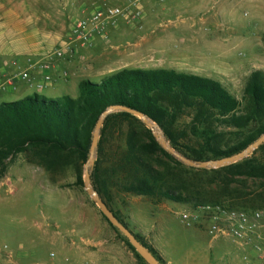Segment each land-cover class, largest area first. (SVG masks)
<instances>
[{
	"label": "rangeland",
	"instance_id": "rangeland-1",
	"mask_svg": "<svg viewBox=\"0 0 264 264\" xmlns=\"http://www.w3.org/2000/svg\"><path fill=\"white\" fill-rule=\"evenodd\" d=\"M138 7L141 18L135 17ZM114 8L121 14L108 27L107 40L97 37L90 47L72 36L78 20ZM0 9L17 10L47 29L62 28L57 37L40 39L42 56L11 59L19 63V68L12 66L18 77L0 81V103L36 91L44 63L51 64L53 76L42 91L47 97H77L83 79L101 81L123 70L168 69L217 81L244 107L251 75L259 71L264 76V0H13ZM68 42H73V53L57 58L56 50ZM20 71L30 79L21 78ZM192 119L186 114L181 124L191 126ZM156 132L161 135L158 128ZM237 137L226 134L221 145H234ZM85 165H58L49 172L20 155L0 180V245H8L21 263L51 262L50 253H55L53 261L63 264H143L87 193ZM77 167L82 168L83 185L77 181ZM112 196L111 207L137 233L141 225L133 215H150V207L158 205L149 197L116 189ZM146 198L155 206L140 204L136 210L133 202ZM196 228L206 231L187 230L180 222L172 225L177 240ZM140 237L154 248L148 233ZM191 238L178 241L186 251L192 248ZM179 256L173 253L178 263Z\"/></svg>",
	"mask_w": 264,
	"mask_h": 264
},
{
	"label": "trees",
	"instance_id": "trees-1",
	"mask_svg": "<svg viewBox=\"0 0 264 264\" xmlns=\"http://www.w3.org/2000/svg\"><path fill=\"white\" fill-rule=\"evenodd\" d=\"M245 93L243 107L222 84L209 78L168 69H132L101 81L81 80L77 97L33 94L2 102L0 180L20 155L49 172L74 162L83 166L90 157L96 125L113 106L143 113L162 129L175 150L193 161L236 155L264 134L262 72L251 75ZM186 114L193 115L191 126L181 124ZM226 134H235L239 141L223 147ZM76 175L83 185L81 167L76 168ZM91 180L128 229L109 203L113 189L149 197L158 205L170 201L192 207L227 204L232 209H264V144L238 163L219 169L193 168L162 148L139 117L118 111L106 118L101 129ZM108 223L147 264L128 239ZM135 235L166 264L154 248Z\"/></svg>",
	"mask_w": 264,
	"mask_h": 264
},
{
	"label": "crops",
	"instance_id": "crops-1",
	"mask_svg": "<svg viewBox=\"0 0 264 264\" xmlns=\"http://www.w3.org/2000/svg\"><path fill=\"white\" fill-rule=\"evenodd\" d=\"M10 5H13V0H0V7H9ZM61 31L62 28L58 31L55 28L47 29L45 26H40L38 19L34 20L30 16L17 13V10L7 9L4 11L0 9V63L2 65L0 68V81L18 77L15 68L10 64L11 59L25 61L30 55L34 57L42 56L40 50L43 47L40 39L57 37ZM22 64L26 63L22 61ZM40 76L42 79L43 73ZM33 94L43 95V92L36 90L26 94V96ZM140 204L155 206L147 198L144 201L136 199L133 202L136 210ZM152 208L150 207V210H148L150 215H141L138 212L133 215L136 219L134 222H139L141 225L138 233L130 226L129 228L133 233L140 236L143 233H148L152 240V246L159 252L166 264H258L253 251L243 249L228 238L214 239L206 231H203L205 234L201 232L202 230L199 231V228H196L184 238H178L179 240L187 239L189 241V237H192V248L186 251L183 249V243L178 242V236L172 231V225L180 222L179 213L185 207L181 208L175 203L168 202L163 205H156L154 209ZM153 210L154 213L152 214ZM187 230L192 229L188 228ZM205 236L206 239L204 240ZM195 238L196 241L193 242ZM202 240L203 242H201ZM175 252L177 255H181L179 256L180 263L173 258Z\"/></svg>",
	"mask_w": 264,
	"mask_h": 264
},
{
	"label": "built area",
	"instance_id": "built-area-1",
	"mask_svg": "<svg viewBox=\"0 0 264 264\" xmlns=\"http://www.w3.org/2000/svg\"><path fill=\"white\" fill-rule=\"evenodd\" d=\"M164 3L169 0H159ZM121 14L120 9H98L90 17L82 18L75 24L72 36L82 44L92 47L97 37L108 39V27ZM142 11L139 7L135 17L141 18ZM73 42L65 43L57 49L54 55L61 59L73 53ZM10 64L19 68V63L14 60ZM2 67L0 63V68ZM43 80L37 90L44 91L53 80L51 64L44 63L41 66ZM19 76L29 80L26 71H20ZM4 89L0 86V92ZM180 223L186 228L201 227L214 239L228 238L243 249L255 253L258 264H264V209L243 210L232 209L225 205L203 204L193 208H186L179 213ZM56 254L50 253L51 262H39L36 264H63L56 263ZM248 259L247 257L245 258ZM0 264H23L15 253L6 244L0 245Z\"/></svg>",
	"mask_w": 264,
	"mask_h": 264
},
{
	"label": "water",
	"instance_id": "water-1",
	"mask_svg": "<svg viewBox=\"0 0 264 264\" xmlns=\"http://www.w3.org/2000/svg\"><path fill=\"white\" fill-rule=\"evenodd\" d=\"M118 111H126L129 112L137 117H139L143 123L152 130L155 138L159 142L162 148H164L168 153L173 155L175 158H177L179 161L184 163L185 165L193 168L198 169H219L231 164L238 163L240 161H243L244 159L248 158L251 154H253L261 145L264 144V134L261 136L259 140L251 144L249 147H247L244 151L233 155L224 157L217 160H208V161H193L189 159L188 157L184 156L177 150H175L171 144L167 141L162 129L151 119L146 117L143 113L128 109L126 107L122 106H113L110 107L108 110H106L100 117L94 134H93V141L90 149V157L85 165V188L87 193L90 195L92 201L96 203V205L99 207L102 214L108 219V221L117 228L129 241V243L132 245V247L136 250V252L144 259V261L147 264H162L157 257L146 247L144 246L136 237V235L128 229L123 223L120 222V220L116 217V215L113 213V211L108 207V205L104 202V200L101 198L99 193L95 190L92 184L91 180V173L92 170L95 167L96 164V157H97V150H98V144L101 136V129L103 127V124L106 120V118L115 112ZM154 126H156L161 135H159Z\"/></svg>",
	"mask_w": 264,
	"mask_h": 264
},
{
	"label": "bare ground",
	"instance_id": "bare-ground-1",
	"mask_svg": "<svg viewBox=\"0 0 264 264\" xmlns=\"http://www.w3.org/2000/svg\"><path fill=\"white\" fill-rule=\"evenodd\" d=\"M154 128H155V130L157 129V127H156V126H154Z\"/></svg>",
	"mask_w": 264,
	"mask_h": 264
}]
</instances>
